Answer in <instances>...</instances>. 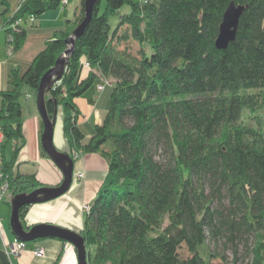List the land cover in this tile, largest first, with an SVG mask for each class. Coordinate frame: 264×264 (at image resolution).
<instances>
[{"label": "trees", "instance_id": "trees-1", "mask_svg": "<svg viewBox=\"0 0 264 264\" xmlns=\"http://www.w3.org/2000/svg\"><path fill=\"white\" fill-rule=\"evenodd\" d=\"M231 1L246 7L235 38L219 48L215 41ZM85 2L78 0L74 19L54 30L27 68L8 71V85L0 89V182L8 181L12 197L44 186L35 172L13 168L25 144L24 87L37 92L83 21ZM124 4L128 12L121 11ZM9 5L0 0L15 51L34 23L15 29L10 23L67 4L21 0L8 13ZM114 14L119 21L112 28ZM129 40L139 43L138 53L121 47ZM75 43L45 98L53 122L62 109L74 160L98 153L107 162L80 233L88 264H228L213 262L209 242L221 239L245 244L250 264H264V0H96ZM100 84L110 88L107 111L87 135L77 98L91 101L92 93L104 89ZM246 110L256 125L243 120ZM41 152L50 158L42 141ZM29 205L19 211L27 230ZM184 243L186 255L180 252ZM0 264H12L3 248Z\"/></svg>", "mask_w": 264, "mask_h": 264}, {"label": "crops", "instance_id": "crops-1", "mask_svg": "<svg viewBox=\"0 0 264 264\" xmlns=\"http://www.w3.org/2000/svg\"><path fill=\"white\" fill-rule=\"evenodd\" d=\"M21 0H8L10 13ZM73 1V0H72ZM71 1L66 7H59L52 23L45 21L44 14L40 16L34 25L28 26V36L24 45L13 53L6 52L7 33L0 26V89L8 85V71L13 67L25 69L30 64L34 55L43 48L47 38L53 36L54 30L62 26L67 18L74 19L75 6L70 7ZM1 7V6H0ZM47 22V23H45ZM0 23L2 17L0 14ZM87 68L83 76L88 72ZM111 80L110 78H108ZM109 86L103 90L92 93V100L86 97L77 98L81 110L79 125L89 135L95 123L103 121L109 99ZM25 98L23 104V131L25 144L19 152L14 164V170L21 172H35L44 186H54L62 182L64 174L62 169L49 157L41 152L42 119L37 108L36 92L29 86L24 87ZM2 99L0 96V108ZM54 142L58 149L69 150L68 140L63 130V112L60 108L54 130ZM13 148V145L10 146ZM11 151V150H10ZM107 162L98 153L83 154L74 160V176L69 189L60 196L46 201L31 203L24 216L28 225L37 223H51L81 233L83 229L85 209L83 205L90 203L99 186L107 174ZM83 176L78 178L77 173ZM14 197H12L13 199ZM8 200L0 201V248L7 250L10 243L16 240V236L9 227V212H7ZM10 210V208H9ZM42 246L43 254H38L36 248ZM12 264H78L77 252L71 248H65V242L56 237H47L32 243L26 242V246L18 254L9 253Z\"/></svg>", "mask_w": 264, "mask_h": 264}, {"label": "water", "instance_id": "water-1", "mask_svg": "<svg viewBox=\"0 0 264 264\" xmlns=\"http://www.w3.org/2000/svg\"><path fill=\"white\" fill-rule=\"evenodd\" d=\"M95 1L86 0V12L83 21L66 38L67 48L57 57L55 65L44 73L36 92L37 108L43 123L41 134L42 146L50 158L62 169L64 174L63 180L58 185L40 186L32 191L14 196L11 202L9 219L11 230L17 239L28 241L37 238L57 237L71 242L77 249L78 264H88L85 240L80 233L51 223H37L27 230L20 220L19 211L20 207L24 204L46 201L62 195L72 184L74 158L67 151L59 150L55 145L54 130L56 119L53 122L48 115L45 93L46 89L50 88L56 80L62 77L69 56L75 49V39L84 31L85 26L92 16ZM245 7L246 5L236 4L234 1L228 4L223 13L219 33L215 41L217 47L225 48L235 38L239 19Z\"/></svg>", "mask_w": 264, "mask_h": 264}, {"label": "rangeland", "instance_id": "rangeland-1", "mask_svg": "<svg viewBox=\"0 0 264 264\" xmlns=\"http://www.w3.org/2000/svg\"><path fill=\"white\" fill-rule=\"evenodd\" d=\"M76 0L71 1L70 3V7L73 8L74 6V2ZM61 7V6H60ZM59 7V9H60ZM57 9H50L48 11H46V13L44 14L43 17H45V21L48 20V23H52L56 18H55V13H56ZM130 10V6L128 4H124L121 7V11L122 12H128ZM38 19V18H37ZM37 19L32 22L35 23L37 21ZM110 23L112 28H114L118 21H119V14H114L110 16ZM47 23V22H45ZM128 47L129 49H131V51H133L134 53H138L140 45L137 41L134 40H129V41H125V42H121V47ZM89 68L88 66H84V71ZM25 98V94L22 95L21 97V101L24 100ZM261 113L263 115V119H262V129L264 130V109L261 110ZM243 120L245 122H248L252 125H256L255 124V119L254 117H251V113L246 110L244 112L243 115ZM6 200L11 201L12 202V194L10 192V190L6 193L5 195ZM7 206V212H9V204L6 205ZM84 207V205H83ZM9 221L7 222V226L9 227ZM211 240V239H210ZM26 242L32 243L33 240H28ZM210 246L212 251L216 254V256L213 258V262H217L220 260H223L225 262H227L228 264H250L252 256L251 254H249L248 249L246 248L245 244L240 243L239 245H233V243H231V241H228L227 239H221V240H211L210 242ZM250 245L253 244V238H250L249 241ZM180 252L184 255L189 253L187 244L184 243L183 246L180 248Z\"/></svg>", "mask_w": 264, "mask_h": 264}, {"label": "built area", "instance_id": "built-area-1", "mask_svg": "<svg viewBox=\"0 0 264 264\" xmlns=\"http://www.w3.org/2000/svg\"><path fill=\"white\" fill-rule=\"evenodd\" d=\"M142 2H146L147 0H140ZM62 3L67 4L68 0H62ZM18 19V20H17ZM14 22L10 23V27H12L13 29H15L18 25L22 24V23H32L34 22L37 17L35 14H29L26 17H20L17 18ZM6 52L8 54H11L14 52V43H13V35L11 33L8 34L7 36V44H6ZM86 66H89V62H86ZM105 83H110L109 79L105 80ZM98 88L101 90L104 88V84H100L98 86ZM4 139V133L2 131H0V142ZM16 143V139H13V144ZM2 156H1V148H0V162H1ZM83 176L82 172L77 173V177L80 178ZM9 191V183L6 179H4L3 181L0 182V201H2L5 198L6 193ZM84 209L87 210L89 209V203H85L84 204ZM26 246V241L24 240H19L16 239L14 240L12 243H10L7 247V254L10 255L9 253L12 254H18L20 253V251ZM65 247H71V248H75L74 244H72L71 242L66 241L65 242ZM36 252L38 254H43L44 253V248L42 246H38L36 248Z\"/></svg>", "mask_w": 264, "mask_h": 264}, {"label": "bare ground", "instance_id": "bare-ground-1", "mask_svg": "<svg viewBox=\"0 0 264 264\" xmlns=\"http://www.w3.org/2000/svg\"><path fill=\"white\" fill-rule=\"evenodd\" d=\"M18 20V19H17ZM29 23V22H28ZM26 24V23H25ZM0 26H3L4 27V25H0ZM20 26V25H19ZM18 26V27H19ZM75 247V246H74ZM66 248V247H65ZM68 248H71V247H68ZM72 250H74V251H76L77 252V249H76V247L75 248H71Z\"/></svg>", "mask_w": 264, "mask_h": 264}]
</instances>
